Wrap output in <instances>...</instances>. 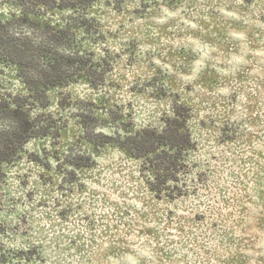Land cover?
<instances>
[{"label": "rangeland", "instance_id": "rangeland-1", "mask_svg": "<svg viewBox=\"0 0 264 264\" xmlns=\"http://www.w3.org/2000/svg\"><path fill=\"white\" fill-rule=\"evenodd\" d=\"M31 10L0 0V22L67 29L109 71L43 98L0 63V100L46 129L0 173V246L24 264H264V0ZM178 105L193 146L178 190L158 196L119 142L162 131Z\"/></svg>", "mask_w": 264, "mask_h": 264}, {"label": "trees", "instance_id": "trees-1", "mask_svg": "<svg viewBox=\"0 0 264 264\" xmlns=\"http://www.w3.org/2000/svg\"><path fill=\"white\" fill-rule=\"evenodd\" d=\"M94 1L18 0V3L29 16L35 7L38 11L41 8L68 9ZM66 30L34 24L28 17L0 22V63L18 65L28 89L43 98L50 89L83 78L92 84L102 83L109 70H99L98 62L77 51ZM15 105L13 107L9 99L0 100V173L4 166L16 163L30 140L46 130L37 126L21 104ZM188 121L189 109L178 105L162 131L144 129L119 142L142 161V171L150 176L148 185L158 196L171 197L178 190L179 176L186 167L185 155L193 146ZM89 139L96 142L93 136ZM31 259L24 251L14 252L0 246V264H24Z\"/></svg>", "mask_w": 264, "mask_h": 264}]
</instances>
